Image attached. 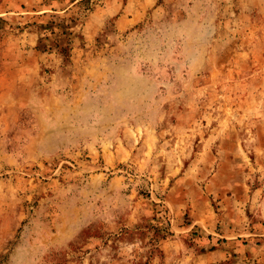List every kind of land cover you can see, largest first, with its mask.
Returning <instances> with one entry per match:
<instances>
[{"label":"rangeland","instance_id":"374dc122","mask_svg":"<svg viewBox=\"0 0 264 264\" xmlns=\"http://www.w3.org/2000/svg\"><path fill=\"white\" fill-rule=\"evenodd\" d=\"M0 264H264V0H0Z\"/></svg>","mask_w":264,"mask_h":264}]
</instances>
